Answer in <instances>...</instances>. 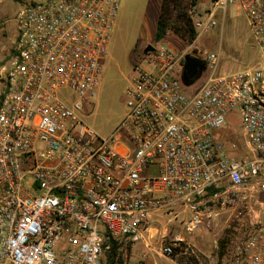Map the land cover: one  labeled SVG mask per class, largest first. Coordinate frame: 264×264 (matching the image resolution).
Instances as JSON below:
<instances>
[{
	"label": "built area",
	"instance_id": "1",
	"mask_svg": "<svg viewBox=\"0 0 264 264\" xmlns=\"http://www.w3.org/2000/svg\"><path fill=\"white\" fill-rule=\"evenodd\" d=\"M209 2L190 16L196 34L235 8L260 61L221 74L219 54L195 51L205 82L188 91L192 47L159 42L133 64L125 117L107 137L84 117L121 0L23 3L0 97V264H102L112 242L148 249L161 216L189 212L191 235L234 206L220 264H264V0ZM232 118L240 149L224 138ZM182 234L157 254L174 258Z\"/></svg>",
	"mask_w": 264,
	"mask_h": 264
},
{
	"label": "rangeland",
	"instance_id": "2",
	"mask_svg": "<svg viewBox=\"0 0 264 264\" xmlns=\"http://www.w3.org/2000/svg\"><path fill=\"white\" fill-rule=\"evenodd\" d=\"M8 1L12 5V11L7 15L4 24L12 31V34H15V17L27 0H5V2ZM160 2L161 0H121L109 40L108 52L102 63L99 85L95 97L85 109V123L100 137L109 136L125 117L127 77L133 64L140 61L143 51L148 45L153 46L161 42L175 51L191 46L192 50L199 54L217 53L220 55L218 71L221 74L243 71L260 61L259 48L251 34L247 19L232 7L227 8L224 21L222 12L217 11L214 16L216 26L203 34L196 35L191 43L183 41L172 32H168L161 41L155 42L153 36ZM209 3V0H197L196 7H191L188 13L191 16L194 9L195 12L201 13ZM13 55V44L6 34L0 46V96L3 91V75ZM204 82L205 73L203 71L200 77L191 84L188 91L198 89ZM229 121L231 128L225 132L224 138L240 149L244 143L238 133L239 121L234 118ZM239 212H241L239 206L220 209L213 221L209 224L204 223L191 235L182 234V221L191 216L189 212L180 213L175 220L170 216H161L154 222L156 229L153 233L158 241L152 242V253L155 254L152 261L157 264L169 261L167 258L157 255L154 248L158 249L161 242L171 243L173 237L182 234L185 245L176 250V255L172 259L185 264H194V262L199 264L200 262H196L194 257L197 254L203 256L201 264H220L217 244L219 240L226 238L229 233L228 225ZM198 230H202L205 234L203 242L196 234ZM161 232H164V238H161ZM200 243H204L203 248L208 251L207 254L210 257L201 253L202 251L198 247ZM187 245L194 251L193 254L190 249L186 248ZM118 253L122 257L123 264H143L144 262L141 254L138 256V252L134 253L129 248L119 247ZM102 264H105V259Z\"/></svg>",
	"mask_w": 264,
	"mask_h": 264
},
{
	"label": "trees",
	"instance_id": "3",
	"mask_svg": "<svg viewBox=\"0 0 264 264\" xmlns=\"http://www.w3.org/2000/svg\"><path fill=\"white\" fill-rule=\"evenodd\" d=\"M196 5L197 0H161L153 36L154 41L159 42L168 32H172L183 41L191 43L197 34L188 10ZM226 242L227 237L219 240L218 258L222 256ZM118 249L119 247L112 242L105 256V264H123Z\"/></svg>",
	"mask_w": 264,
	"mask_h": 264
},
{
	"label": "crops",
	"instance_id": "4",
	"mask_svg": "<svg viewBox=\"0 0 264 264\" xmlns=\"http://www.w3.org/2000/svg\"><path fill=\"white\" fill-rule=\"evenodd\" d=\"M4 2H5V0H0V46H1V43H2L4 36L6 34L8 35V38L11 39L12 44H13L14 36H15V34H12V31L9 28H6L8 26L4 24V20L6 19L7 15L9 14L10 11H12V8H11L12 5L9 3V1L5 2V4H4ZM155 229H156L155 227L153 229H151L150 234H149L150 240L146 241V245H150V247L148 249H146L142 245H139L136 247V249H137L136 251L138 252V256L141 254L140 256L142 257V260H144L143 264H157V262L155 263L152 261V259L155 257V254L152 253V248H153L152 242L156 243L158 241L157 238L155 239L156 235H154V233H153V231ZM160 234H161V238H164V232H161ZM196 234L200 236V238L203 242L205 239L204 238L205 237L204 232L202 230H198V232ZM203 244L204 243H200V245L198 246L202 251L201 253L204 254V256H206V257H210L207 254L208 251H206V249L203 248ZM215 248H216V246H215ZM154 250L156 251V254H157L158 250L156 248H154ZM198 259H199V261L203 260V256H198ZM168 260L169 261H164L163 264H185L182 261H175L174 259H172V260L168 259ZM194 264H195V262H194Z\"/></svg>",
	"mask_w": 264,
	"mask_h": 264
},
{
	"label": "water",
	"instance_id": "5",
	"mask_svg": "<svg viewBox=\"0 0 264 264\" xmlns=\"http://www.w3.org/2000/svg\"><path fill=\"white\" fill-rule=\"evenodd\" d=\"M153 51V46L148 45L143 53L147 54L148 52ZM205 66L201 59L196 57V52L187 55L185 57L184 70L181 76V81L184 86H190L194 81H196L201 73L204 71Z\"/></svg>",
	"mask_w": 264,
	"mask_h": 264
}]
</instances>
